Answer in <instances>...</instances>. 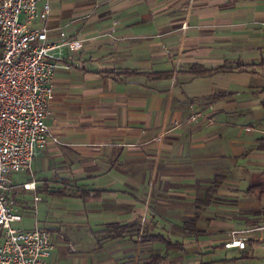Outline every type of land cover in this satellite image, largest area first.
<instances>
[{
	"label": "crops",
	"instance_id": "crops-1",
	"mask_svg": "<svg viewBox=\"0 0 264 264\" xmlns=\"http://www.w3.org/2000/svg\"><path fill=\"white\" fill-rule=\"evenodd\" d=\"M49 2L29 26L83 42L54 51L47 124L61 142L19 178L36 186L19 203L42 197L34 218L20 206L19 224L50 230L49 264H264L260 230L246 249L224 247L264 222V0ZM237 63L257 66L193 71Z\"/></svg>",
	"mask_w": 264,
	"mask_h": 264
},
{
	"label": "built area",
	"instance_id": "built-area-1",
	"mask_svg": "<svg viewBox=\"0 0 264 264\" xmlns=\"http://www.w3.org/2000/svg\"><path fill=\"white\" fill-rule=\"evenodd\" d=\"M50 12L49 0H0V264H49L55 247L50 230L37 220L31 228L19 226L24 217L18 196L36 186L16 177L32 171L36 155L50 142H61L47 124L59 66L54 51L83 45L64 31L60 43H49L46 25L29 26L45 23ZM41 200L34 196L36 208ZM254 230L264 234V222L255 229L231 230L224 247L246 249Z\"/></svg>",
	"mask_w": 264,
	"mask_h": 264
},
{
	"label": "trees",
	"instance_id": "trees-1",
	"mask_svg": "<svg viewBox=\"0 0 264 264\" xmlns=\"http://www.w3.org/2000/svg\"><path fill=\"white\" fill-rule=\"evenodd\" d=\"M2 53V46L0 45V55ZM258 65L260 67H262L264 69V58L260 61V63H258ZM257 65L256 64H243V63H237L235 67H227L225 65H221L215 69H201V67H199L198 65L197 66H194L193 67V71L194 72H198V74H206V73H210V72H213V71H226V70H232V69H245V68H248V67H256ZM262 107L264 108V99L262 100ZM223 176L221 175H217L215 178H214V181H213V185L209 188V190L206 192L205 196L203 197V199H198L196 201V204H197V208H202L204 206H208L209 204H211L213 198H214V193L218 190L219 186L221 185L222 181H223ZM257 187H263L264 189V182L258 184ZM64 192V191H63ZM59 194H63L62 192H59ZM197 219H198V216L196 215L193 219L191 220H188L185 222V225H184V231L185 233H193L195 231H197V226H196V223H197ZM155 238H158V239H162L167 245H170V244H173L171 243V241L165 239L164 237H161L160 235H156ZM158 259L159 257L157 256H154L153 257V263H157L158 262ZM152 263V264H153Z\"/></svg>",
	"mask_w": 264,
	"mask_h": 264
},
{
	"label": "rangeland",
	"instance_id": "rangeland-1",
	"mask_svg": "<svg viewBox=\"0 0 264 264\" xmlns=\"http://www.w3.org/2000/svg\"><path fill=\"white\" fill-rule=\"evenodd\" d=\"M17 178H26V175H22V174H19V175H17L16 176ZM21 200V199H20ZM27 200V201H26ZM33 200L31 199V197H30V199H28V198H25V200H21V202L20 203H18L19 204V206H22L23 207V209H25L26 211H27V213H28V215L30 216V217H35V216H37V209H36V206H35V203L33 202V204L32 203H30V202H32ZM27 202H29L28 203V205H29V207L28 206H24V204H27ZM24 210V211H25ZM42 211V210H41ZM35 212H36V215H35ZM37 218V217H36ZM30 220V221H29ZM25 222L26 223H31V219H29V218H25V220H24V224H25ZM13 225L14 226H18V224L17 223H13ZM19 226H20V224H19Z\"/></svg>",
	"mask_w": 264,
	"mask_h": 264
}]
</instances>
